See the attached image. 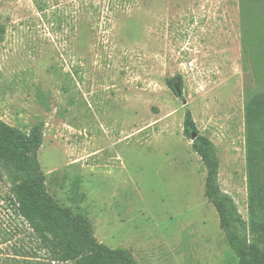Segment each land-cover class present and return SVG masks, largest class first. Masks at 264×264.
Returning <instances> with one entry per match:
<instances>
[{"label":"rangeland","instance_id":"374dc122","mask_svg":"<svg viewBox=\"0 0 264 264\" xmlns=\"http://www.w3.org/2000/svg\"><path fill=\"white\" fill-rule=\"evenodd\" d=\"M242 1L141 0L113 14V0H0V118L43 124L49 193L138 264L238 263L184 119L216 146L221 189L248 220L245 101L264 45L243 44ZM250 5L260 39L264 1ZM176 75L186 106L166 84ZM9 188L0 182V264H57L5 202Z\"/></svg>","mask_w":264,"mask_h":264},{"label":"trees","instance_id":"16d2710c","mask_svg":"<svg viewBox=\"0 0 264 264\" xmlns=\"http://www.w3.org/2000/svg\"><path fill=\"white\" fill-rule=\"evenodd\" d=\"M140 1L113 0L109 11L115 14L121 9L126 14H135L140 9ZM250 2L242 1V21L244 26H249V29L243 30V44L264 45V36L258 39L254 32L252 34L253 26L248 20V14H253ZM93 9L100 12V8L93 6ZM3 33L4 29L0 28V38ZM248 37H253L251 43ZM255 71L260 89L247 90L245 101L248 220L240 214L233 198L221 189V164L216 146L208 137L199 135L190 111L186 112L184 119L185 135L191 140L193 133L198 135L193 141V149L207 171L205 196L218 214L220 228L236 255L237 264H264V79H261L264 65L255 67ZM177 83H181L183 92L181 75L166 79L168 88L176 97ZM43 143V124H37L29 132H24L0 118V182L10 186L5 202L28 225L50 262L138 264L127 250L112 249L99 242L91 220L83 211L63 206L52 197L47 187V175L39 161Z\"/></svg>","mask_w":264,"mask_h":264},{"label":"water","instance_id":"95a60500","mask_svg":"<svg viewBox=\"0 0 264 264\" xmlns=\"http://www.w3.org/2000/svg\"><path fill=\"white\" fill-rule=\"evenodd\" d=\"M175 90H176V93H177V95H178V97L180 98V99H182V97H183V92H182V90H181V83H177V84H175ZM182 102H183V105H187V101L186 100H183L182 99ZM197 134L196 133H193L192 134V141H194V140H196V138H197Z\"/></svg>","mask_w":264,"mask_h":264}]
</instances>
